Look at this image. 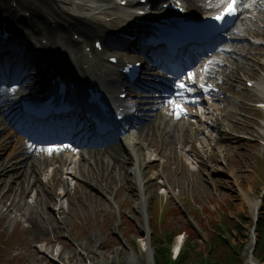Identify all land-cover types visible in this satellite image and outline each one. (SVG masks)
Returning <instances> with one entry per match:
<instances>
[{"label": "rangeland", "instance_id": "1", "mask_svg": "<svg viewBox=\"0 0 264 264\" xmlns=\"http://www.w3.org/2000/svg\"><path fill=\"white\" fill-rule=\"evenodd\" d=\"M258 66L255 61V67ZM255 73L253 76L257 75ZM234 92L236 98L241 97V99L256 100L255 96H258L257 93L249 94L245 90L237 89ZM222 103L226 104L227 112L232 111L227 126L251 135L262 132V126L256 122V118L262 117L264 120V115L249 109L247 104L239 105L233 101ZM206 111L209 109L207 108ZM203 117L211 120L210 115ZM203 127L207 138L216 135L211 129L206 128V125ZM221 133L225 139L216 143L217 146L210 141L207 146L208 152L201 149L200 140H198L200 142L196 141L194 147L199 149L197 148L194 154L189 153L185 156L183 162H179L177 157L169 154L165 158L166 150L161 147V152H157L162 156L160 161H155L147 169L150 197L146 202L145 217L133 209L136 202L134 175L130 176L134 194L130 193L124 184L120 186L111 184L115 179L113 173L118 174L113 172L110 180H102L99 184L107 195L104 197L99 193L96 194L104 197L102 203L87 205L85 209H76L78 200H84L87 197L85 194L90 195L94 191L89 187H80V182L75 183L71 177L63 175L68 182L67 187L64 188V184L57 185L55 191L61 196L57 202L52 203L51 211L55 219L61 218L60 207L63 206L67 209L68 215L65 220L66 225H59V233L49 234L46 237V240L54 245L53 250L49 248L44 238L38 241L32 237L31 224L22 215L8 221L7 214L3 212L0 213V264H155L151 245H153V230L156 227L158 237H155L154 245L156 242L162 247L170 244L172 250L180 240L181 250L188 252L189 255L187 264H196L201 259H205L204 257L210 256L212 247L209 245V239L222 242L220 237H223L226 243L224 241L220 243L216 257L231 262L228 260L231 254L234 261L241 259L242 264H248L251 258L257 262L261 260L264 264L262 258L252 253L256 246L255 241L259 239V224L255 233H252L254 218L247 200L255 201L261 197L263 208L260 211L264 212V149L260 145L254 146L247 141L235 140L226 132ZM0 136L3 139L4 133ZM203 137L201 136V140ZM3 140L6 142L5 137ZM5 147L0 140V155ZM214 147L215 151L217 148H223L225 153L216 154L215 158L210 157L209 154H214ZM150 148L153 150L148 149L147 152L155 151V147ZM150 157L152 159L157 156ZM128 169L131 170L130 163ZM225 169L229 171L225 173H232V176L224 174ZM191 170L197 174L194 172L192 176L189 175L188 171ZM158 172L161 176L155 178ZM235 175H238L239 180ZM164 177L165 180L183 184L179 186L168 184L165 189V186L160 187L159 184ZM107 184L111 185L106 187ZM82 192L84 195L81 194ZM113 193L117 194L121 206L120 214H118V203L116 201L110 203L107 200L109 196H113ZM51 194L55 195L54 192ZM30 197L31 195H28L26 201L34 202ZM184 204L186 207H181ZM194 215H198L199 224L191 221ZM223 218L230 220L226 219L228 225L222 221ZM241 222H244L243 230L238 227ZM139 228L150 232V241L144 240L145 235ZM169 232L170 236H168ZM90 236L93 237L92 240ZM34 246L35 249H41L38 255L44 256L42 261L32 260L35 257ZM72 247H76L79 251V260H76L72 254L68 257V250ZM57 250L66 251L67 257L56 259L53 251Z\"/></svg>", "mask_w": 264, "mask_h": 264}, {"label": "bare ground", "instance_id": "2", "mask_svg": "<svg viewBox=\"0 0 264 264\" xmlns=\"http://www.w3.org/2000/svg\"><path fill=\"white\" fill-rule=\"evenodd\" d=\"M12 0H0V14L5 16V19L8 20L11 26H16L18 30L22 32V40L25 41V44L28 47H33V45H38L40 48L46 47L47 44L42 42V39L49 40L51 47H56V43L63 42L66 44L68 51L62 53V58H68V62L72 64L76 69L78 68V61L86 59L85 54L82 50V43L77 42L72 39L69 33V29H66L62 26L61 21L69 24L70 30H73L74 33H78L85 41L90 40L92 37H98L99 29L94 27V24L97 20H101L100 16H111L105 14L108 10H115L116 5L108 7L104 2L108 0H16L18 2L17 9L13 8L10 5ZM190 5L195 7V9H203L207 12L214 9L215 5L218 3V0H189ZM129 1V4H131ZM62 4L63 7L59 5ZM25 9L30 12L32 15V21L30 25H27L24 21L21 20L20 11ZM100 18V19H98ZM127 20V17L123 18ZM245 18H243V21ZM118 24V22H116ZM25 25V26H24ZM73 33V35H74ZM48 47V46H47ZM46 47V48H47ZM50 47L49 53L53 54V49ZM77 56V60L74 61L72 55ZM45 55V54H44ZM48 55V54H47ZM228 59L235 66L232 68L231 72L228 74L237 73L238 70L246 71V65L242 66L240 63H234L236 58L228 52ZM41 59L45 62L49 59L41 54ZM48 57H50L48 55ZM70 57V60H69ZM101 64V69L97 67V70L102 77V74L107 76L115 74L111 66L103 61H99ZM252 63L248 62V65ZM92 69H96V65L93 62H90ZM224 67V66H223ZM254 67L251 68V72ZM219 72V70H207L208 74L212 77L213 73ZM90 78L94 81L100 83L106 82L107 78L99 79L97 76H94L92 73H88ZM111 83V82H110ZM112 86V85H111ZM112 87H110L111 89ZM19 94H29L22 87L19 90ZM264 97V93L262 94ZM175 100L182 103L191 104V99H187L188 94L185 92H179L174 95ZM14 98L7 99L6 95L3 92H0V109L4 108L7 103H14ZM12 105V104H9ZM188 114V113H186ZM168 111L161 110L157 112L149 121L143 124V127H139L136 132L133 131L130 135H127L129 147L131 148L129 152L127 147L122 143H114L108 145L104 148L99 149L90 153L89 151H84L82 154H79L78 157L74 158L71 155H66L64 152L59 154H54L53 151H48L50 147L45 146H34L32 148L25 147L20 141L21 139H12L9 144L4 149L3 153L0 155V213L5 212L7 214L8 221H12L17 216L22 215L24 219L31 224V235L36 240L40 241L41 238L45 239L46 244L51 250H53L54 245L47 241L46 237L49 234L59 233L60 226L66 225L67 219V209L60 207L61 218L54 217L53 211H51V205L54 201L57 202L61 194L56 193L55 189L57 185L64 184L63 187H67V180L63 175L71 176V179L76 182H80V187L90 188V195L87 196L84 200H78L76 209H85L87 205L100 203L103 196H98L96 194L103 193L104 189L99 185L100 182L108 181L112 178L113 173L115 179L114 186L124 184L127 190L132 194L134 191L132 189V184L130 181V176L134 175L138 170H142L141 174H145V169L150 167L153 161H148L146 165L145 156L147 147H158L156 144V138H160V144L166 147L167 155H172L177 157L179 162H182L184 157L189 153L194 154V141L199 139V133H203L202 120L195 119V122L189 123L186 122V119L177 120L175 128L173 129L172 120ZM197 118L192 116L190 119ZM189 119V118H188ZM163 120H166L163 123ZM182 120V121H181ZM185 131L190 132L191 138L185 134ZM204 134V133H203ZM202 134V135H203ZM224 140V136L219 132L218 136L212 138L204 137L201 140V149L205 152H208L207 146L210 141L215 143ZM190 143V147L187 148L186 144ZM146 145V146H145ZM44 147V148H43ZM133 149V150H132ZM224 154L225 150L223 148H217L214 154H209L210 157L215 158L216 154ZM131 159L134 160L132 163V170L128 169V161ZM10 157L8 160L6 158ZM165 157V156H164ZM21 158V159H20ZM166 158V157H165ZM20 159V160H19ZM149 159V158H148ZM193 159V157H192ZM185 163H187L185 161ZM191 163V162H190ZM137 165V166H136ZM146 167L143 169V167ZM49 169L51 171H49ZM161 170V166H160ZM193 175L194 170L188 171ZM86 176L88 178L80 180V176ZM48 174V179L45 182L43 176ZM194 174H197L196 172ZM161 173L158 172L155 178H160ZM238 179V175L236 176ZM139 180V185L137 187V192H135V204L134 210L137 213H141L144 217L146 201L149 199L150 195L147 196L146 188L150 186L147 185V181L141 177ZM204 181L203 179H201ZM239 182V181H238ZM111 184H107L106 187ZM179 186L181 183L171 182L169 179L165 180V177L161 180V186ZM105 185V184H104ZM118 187V186H117ZM51 191V192H50ZM55 193V195L51 193ZM68 194V193H67ZM66 194V195H67ZM84 195V193H81ZM31 195L30 198L34 199V202H27L26 197ZM63 197V196H62ZM104 198V197H103ZM8 199H10L8 201ZM13 199V200H12ZM7 200V202H6ZM252 208L253 218L256 217L260 212L262 207L261 197L255 201L247 199ZM102 203V202H101ZM6 216V215H5ZM144 233V240L150 241V232L146 229L139 228ZM93 237L90 236V240ZM62 242V241H60ZM176 242L177 245H180ZM149 248V247H148ZM150 251V250H149ZM41 252V249L34 246L35 257L32 259L34 262H39L44 259V256L39 257L38 253ZM69 255L72 254L79 260V251L76 247H72L68 250ZM56 259H62L67 257V253L64 250L53 251ZM53 254V255H54ZM90 258V257H89ZM92 259V258H90ZM55 260V259H54ZM248 264H262L259 261L251 258L248 260Z\"/></svg>", "mask_w": 264, "mask_h": 264}, {"label": "trees", "instance_id": "3", "mask_svg": "<svg viewBox=\"0 0 264 264\" xmlns=\"http://www.w3.org/2000/svg\"><path fill=\"white\" fill-rule=\"evenodd\" d=\"M226 219L228 221H230L228 218H226ZM226 219L223 218L222 221H224V223L226 225H228V223L226 222ZM243 223L244 222H241L240 224H238V227L241 230H243L242 228H244ZM258 226H259V229H258L259 230V239L257 240V244H256L255 249H254V255L258 256L259 258H262V260H264V215L262 216L261 220L259 221ZM170 234L171 233L169 232L168 236H170ZM155 237H158L156 231L154 232V235H153L154 263L155 264H187L186 260L189 257L188 252L180 250L178 256L176 258H173V254H172L170 244L162 247L158 244V242H156L154 245ZM220 238H221L222 242H220V241L214 242L213 238L209 239L210 240L209 245L212 247L211 248L212 252H211L210 256L204 257L205 259H201L200 262H196V264H223V263L224 264H242L241 259L239 261H237V260L234 261L231 258V254L228 256V260H231V262L226 261L222 257L218 258L215 256L216 254H218L217 250H218V247L221 246L220 243H223V241L225 242V240H223V237H220Z\"/></svg>", "mask_w": 264, "mask_h": 264}, {"label": "snow or ice", "instance_id": "4", "mask_svg": "<svg viewBox=\"0 0 264 264\" xmlns=\"http://www.w3.org/2000/svg\"><path fill=\"white\" fill-rule=\"evenodd\" d=\"M224 2L227 4L226 9L216 17L217 20L223 22L225 20V18L229 15H236L237 14V0H224ZM207 70V69H206ZM188 78L192 79L193 83L196 82V77L194 73H188ZM179 87L186 89L187 91H192L191 88H189L187 86L186 83L181 82V84L179 85ZM170 103L173 104L174 106V110H176L179 114H183L184 113V108L181 105H176L175 101H170ZM53 149L50 147L48 149V151H52ZM56 150H59L58 148Z\"/></svg>", "mask_w": 264, "mask_h": 264}, {"label": "water", "instance_id": "5", "mask_svg": "<svg viewBox=\"0 0 264 264\" xmlns=\"http://www.w3.org/2000/svg\"><path fill=\"white\" fill-rule=\"evenodd\" d=\"M258 223V220L256 221V224Z\"/></svg>", "mask_w": 264, "mask_h": 264}]
</instances>
